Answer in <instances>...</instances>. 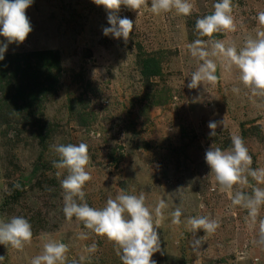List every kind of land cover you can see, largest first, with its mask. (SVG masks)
<instances>
[{
    "label": "rangeland",
    "instance_id": "obj_1",
    "mask_svg": "<svg viewBox=\"0 0 264 264\" xmlns=\"http://www.w3.org/2000/svg\"><path fill=\"white\" fill-rule=\"evenodd\" d=\"M190 2L189 16L154 14L151 0L136 10L121 6L118 14L134 21L127 40L102 34L108 10L94 0H34L27 9L32 32L22 44L9 45L0 61L6 76L0 81V220L24 217L33 237L22 249L0 245L4 264H31L49 239L68 245L63 264H122L114 241L63 213L61 181L68 173L53 163L60 159L56 146L70 143L88 146L91 180L83 191L90 207L103 208L121 191L143 194L153 215L166 202L156 264H264V205L253 218L232 204L237 191L251 195L264 183L245 173L248 183L221 190L204 158L211 146L230 149L232 137L240 136L252 158L248 167L264 169V95H253L223 57H210L216 81L187 87L202 63L188 44L220 40L242 48L264 30L257 20L264 0H231L235 31L212 37H201L195 24L214 11L216 0ZM44 51L57 54L51 75L43 69L22 75L25 57ZM144 59L158 62L159 77L141 76ZM29 63L36 67L35 59ZM38 72L41 79L30 81ZM210 120L223 121L215 136L209 135ZM177 207L181 223L173 224ZM198 216L219 227L193 231L187 221Z\"/></svg>",
    "mask_w": 264,
    "mask_h": 264
},
{
    "label": "clouds",
    "instance_id": "obj_2",
    "mask_svg": "<svg viewBox=\"0 0 264 264\" xmlns=\"http://www.w3.org/2000/svg\"><path fill=\"white\" fill-rule=\"evenodd\" d=\"M107 13V26L102 29L105 37L127 40L134 28V21L127 16H120L121 6L136 10L145 6V0H94ZM34 0H0V61L11 44H22L32 32V26L26 15ZM154 14L175 10L176 14L189 16L193 5L190 0H151L148 5ZM214 11L196 20L195 28L201 37H212L214 33L235 31V21L232 15L231 0H216ZM257 20L264 26V11L257 14ZM210 46V47H209ZM192 57L198 58L200 63L187 84L189 89H197L202 81L217 80V64L210 57H223L227 60V67L235 66L239 70V78L253 95H264V30L258 31L256 37H249L244 46H226L220 40L196 39L188 44ZM238 91V89H234ZM199 96L194 97V101ZM223 121L210 120L209 135L215 136L214 131ZM55 151L60 159L53 163L58 169H67L66 177L61 181L64 190L63 213L67 219L75 217L83 222L84 227L99 236L114 241L120 248L122 264H156L153 255L161 250V239L158 232L163 222L162 209L166 202L161 200L155 209V215L145 205L143 194L132 195L121 191L114 199L109 198L101 208L90 207L84 202L85 184L91 180L87 170L89 167L88 146L85 143L60 144ZM205 162L221 190L229 191L235 184L248 183L247 175L257 182L264 183V169H251L252 158L248 153L244 140L240 136H233L230 149L213 148L205 152ZM57 175H60L58 172ZM77 199L81 201L77 202ZM233 205H242L249 210V216L255 218L259 207L264 205V189L255 188L251 195L237 191L232 196ZM182 210L177 207L172 213V223H181ZM192 230L203 229L207 233L215 232L219 227L215 219L205 216L188 218ZM261 235L264 238V221L261 222ZM33 232L31 224L24 217H12L9 221L0 220V245L22 249L31 241ZM95 244L89 251H95ZM68 252V245L47 240L43 252L35 256L31 264H63ZM5 256L0 255V264H4Z\"/></svg>",
    "mask_w": 264,
    "mask_h": 264
},
{
    "label": "trees",
    "instance_id": "obj_3",
    "mask_svg": "<svg viewBox=\"0 0 264 264\" xmlns=\"http://www.w3.org/2000/svg\"><path fill=\"white\" fill-rule=\"evenodd\" d=\"M55 55H57V54L54 51L37 52V53H33V54H30V55H27L25 57V59H26V70H25V67H24V69H22V71H24V72L21 73V74L22 75H26L29 70H31V71H33V70L34 71H40L41 69H43L49 75H51L50 74V72H51L50 69L57 67V59H56ZM32 58L35 59V63H36V67L35 68H33L32 65L29 63V61ZM13 60H14L13 63L17 65V68L15 69V71L18 70L20 72L19 65H18L19 61H18L17 57H14ZM141 68H142L141 69V76L145 80H149V79H152V78H157L161 74L158 62H156L153 59H144V60H142L141 61ZM15 71L13 72V74H16ZM4 73L5 72H2L0 70V81L5 79L6 76L4 75ZM29 76L32 77L30 79V81H35V79H41L40 73L37 76H36V74H32V75H29ZM33 76L34 77L36 76V77L34 78ZM21 82L24 83L25 80L21 79ZM38 87H40V86L39 85H35L34 89H33V92H34L35 88H38ZM31 98L33 99V97H31ZM31 98H30V100L33 101Z\"/></svg>",
    "mask_w": 264,
    "mask_h": 264
}]
</instances>
